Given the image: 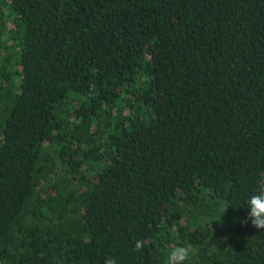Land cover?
<instances>
[{"label":"trees","instance_id":"1","mask_svg":"<svg viewBox=\"0 0 264 264\" xmlns=\"http://www.w3.org/2000/svg\"><path fill=\"white\" fill-rule=\"evenodd\" d=\"M260 187L264 0H0L3 264H264Z\"/></svg>","mask_w":264,"mask_h":264},{"label":"clouds","instance_id":"2","mask_svg":"<svg viewBox=\"0 0 264 264\" xmlns=\"http://www.w3.org/2000/svg\"><path fill=\"white\" fill-rule=\"evenodd\" d=\"M247 209L248 216L242 224L247 225L250 221L254 228L264 229V187H260L248 197ZM144 247V241H136V251H142ZM192 255L193 250L190 247L178 245L168 251L165 264H189ZM104 264H117V260L109 256L105 258Z\"/></svg>","mask_w":264,"mask_h":264},{"label":"built area","instance_id":"3","mask_svg":"<svg viewBox=\"0 0 264 264\" xmlns=\"http://www.w3.org/2000/svg\"><path fill=\"white\" fill-rule=\"evenodd\" d=\"M0 264H3V263L0 261Z\"/></svg>","mask_w":264,"mask_h":264}]
</instances>
